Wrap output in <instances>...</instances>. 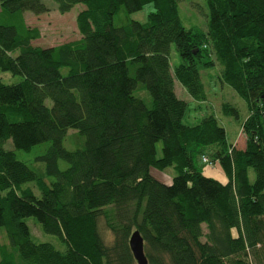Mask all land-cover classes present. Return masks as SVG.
Segmentation results:
<instances>
[{"label": "trees", "instance_id": "16d2710c", "mask_svg": "<svg viewBox=\"0 0 264 264\" xmlns=\"http://www.w3.org/2000/svg\"><path fill=\"white\" fill-rule=\"evenodd\" d=\"M54 1L61 14L85 6L80 39L35 45L42 33L26 13L50 8L0 0V70L20 78L0 77V229L9 239L0 264H137L135 231L149 264H264V0H208L206 30L182 24L179 0ZM150 4L146 23H115ZM217 67L215 86L246 103L244 149L220 120L239 119V109L208 105ZM176 81L209 113L197 124L184 122L189 103ZM139 86L150 105L135 96ZM71 130L83 141L75 150L64 146ZM8 141L25 152L49 143L38 158L45 170L6 150ZM217 167L225 181L209 176ZM169 168L167 182L153 174ZM30 217L66 250L36 242Z\"/></svg>", "mask_w": 264, "mask_h": 264}, {"label": "rangeland", "instance_id": "374dc122", "mask_svg": "<svg viewBox=\"0 0 264 264\" xmlns=\"http://www.w3.org/2000/svg\"><path fill=\"white\" fill-rule=\"evenodd\" d=\"M208 0H179L180 5V17L182 24L187 28H200L203 30L207 29V15H208ZM50 10L49 12L42 14L40 16L33 15L32 13H26L27 24L32 27H39L41 30L42 36L39 40L35 41V45L40 46H57L67 42L75 41L81 38L78 26H77V16L79 12L85 9L84 5H77L72 9V11L61 14L57 10V4L54 0H42ZM153 5H147L142 11L133 13L131 15H126L125 13H120L116 16L115 23L117 25H124L129 19L136 20L142 23L148 21L149 14L154 12ZM170 62L172 68L177 67L181 64V58L175 48L172 46L170 54ZM219 67L211 71L209 77L206 78L210 92V103L208 105H215L217 108L224 102L231 103L239 109V119L234 117H224L221 116V123L225 126L228 139L231 143H234L236 140V146L238 148H244L245 137L241 132V123L247 115L246 103L244 100L238 96V94L228 86L222 87L219 89V85L215 86L214 80L219 74ZM0 77L6 84H13L19 82L20 78L13 76L9 72H4L0 70ZM219 83V82H218ZM176 92L179 98L185 100L189 103L188 112L184 118L185 124L194 125L197 124L201 118L207 114L205 106H203V111H200L197 106L198 104L191 99L185 90H183L181 84L176 81ZM135 96L143 99L146 104H151V98L149 93L139 86L138 90L135 92ZM49 104V102H48ZM50 105V104H49ZM220 115V114H218ZM83 143L81 137L78 134L77 130H71L68 134V137L64 141V146L68 150H75L81 147ZM49 147V143L40 144L35 146L31 151H19L16 150L12 141H8L4 144L6 150H14L17 153V156L20 160L26 162L29 167L40 173L45 170V163L41 162L38 158L45 154ZM157 157H162V142H159L156 145ZM68 167V164L60 161V168L65 170ZM216 170V169H215ZM214 171V170H211ZM154 176L163 181H169V179L175 176L173 168L167 169L165 172H153ZM33 184H29L32 186ZM37 196H40L39 191H35ZM25 222L31 228L32 234L36 242H48L53 244L57 249L65 251L66 247L61 243L60 239L55 235L46 234L41 230V225L38 223L36 218L30 217L26 218ZM9 244V239L7 237L6 231L4 228L0 229V246Z\"/></svg>", "mask_w": 264, "mask_h": 264}, {"label": "water", "instance_id": "95a60500", "mask_svg": "<svg viewBox=\"0 0 264 264\" xmlns=\"http://www.w3.org/2000/svg\"><path fill=\"white\" fill-rule=\"evenodd\" d=\"M129 244L137 264H149L145 254L144 239L139 231L133 232Z\"/></svg>", "mask_w": 264, "mask_h": 264}, {"label": "crops", "instance_id": "0c3cea01", "mask_svg": "<svg viewBox=\"0 0 264 264\" xmlns=\"http://www.w3.org/2000/svg\"><path fill=\"white\" fill-rule=\"evenodd\" d=\"M237 141V140H236ZM236 141H235V144H236ZM245 145V143H244ZM245 147V146H244ZM238 148V147H237ZM240 149H244V148H240ZM208 174L209 176L213 177V178H216V179H219L220 181H225V177L223 175V172L220 168L217 167L216 170L214 171H208ZM167 182V181H166Z\"/></svg>", "mask_w": 264, "mask_h": 264}, {"label": "built area", "instance_id": "2783aa9c", "mask_svg": "<svg viewBox=\"0 0 264 264\" xmlns=\"http://www.w3.org/2000/svg\"><path fill=\"white\" fill-rule=\"evenodd\" d=\"M204 161H205V162H208V160H207V159H204Z\"/></svg>", "mask_w": 264, "mask_h": 264}]
</instances>
